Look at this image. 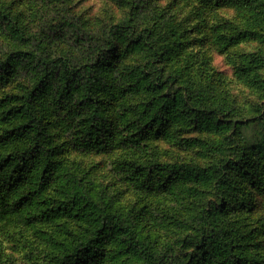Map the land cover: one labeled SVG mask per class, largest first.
Instances as JSON below:
<instances>
[{
  "label": "rangeland",
  "instance_id": "1",
  "mask_svg": "<svg viewBox=\"0 0 264 264\" xmlns=\"http://www.w3.org/2000/svg\"><path fill=\"white\" fill-rule=\"evenodd\" d=\"M250 4L253 13L241 14L226 0H0L38 37L34 45L14 40L0 24V62L8 60L0 100L26 95L40 79L37 63L15 64L13 52L30 50L37 60L42 50L74 52L84 61L90 38L102 44L111 26H137L103 63L88 116L79 106L87 94L82 89L63 99L51 79L54 86L36 94L59 163L43 199L69 200L66 189L86 195L122 215L154 252L173 246L188 264H264V0ZM142 27L152 29L150 43L161 55L156 63L149 48L135 43ZM220 37L233 43L221 45ZM147 63L164 67L158 90L154 75L139 72ZM93 113L100 131L88 146L82 137ZM14 124L1 118L0 133ZM29 141L0 144V154ZM156 163L210 169L224 174L230 187L217 183V175L156 191L131 168ZM67 176L74 191L64 183ZM92 231L71 215L34 224L8 215L0 219V264H56ZM118 252H109L108 264L141 263Z\"/></svg>",
  "mask_w": 264,
  "mask_h": 264
},
{
  "label": "trees",
  "instance_id": "2",
  "mask_svg": "<svg viewBox=\"0 0 264 264\" xmlns=\"http://www.w3.org/2000/svg\"><path fill=\"white\" fill-rule=\"evenodd\" d=\"M226 1L241 14L253 13L250 0ZM0 24L14 40L28 44L33 43V45L38 41L37 35L29 34L26 28L21 26L16 14L2 7H0ZM135 29L137 26L135 28L132 25L116 24L111 26L109 32L105 34L108 36L107 42L101 44L90 38L88 44L90 57L85 58L84 61L74 52L55 55L47 50L46 52L42 50L38 60L30 50H19L12 54L15 64L26 63L28 66L31 63H37L40 79L36 87L29 90L26 95L22 97L13 95L0 100V119L3 118V121H12L13 123L18 122V124L3 128L0 133V144L5 146L16 138L30 140L27 146L22 149L0 154V219L10 215L11 219L18 218L24 223L34 224L51 222L71 215L76 220L92 226L91 235L79 242L74 251L62 256L56 264H108L109 252L115 248H119V252L115 255L121 253V256L136 257L141 262L140 264H188L173 246L165 247L166 249L160 253L154 252L150 244L140 239L138 231L130 227L122 215L100 209L86 195L80 196L81 193L75 194L66 189L64 195L69 197V200L66 198L67 200L55 204L51 199H43L59 163L53 160L49 149L50 141L44 132V126L34 104L40 88L53 87L54 83L50 80L54 79L57 82L56 96L63 99H68L67 96H75V93L82 89L87 94L79 106L81 111L86 114L85 116H88L93 108L92 89L98 81L99 73L103 70V68L101 69L103 63L109 59L118 40L125 36V31L134 34ZM151 36L152 29L142 27L135 43L150 49L154 57L153 62L150 63L153 64L161 59V55L155 44L150 43ZM218 40L221 41V45L233 43V39L225 37H220ZM37 48H42L41 42ZM7 63L8 60L0 62V75L7 71ZM148 64L141 67L139 72H142L145 77L154 75L153 82L155 84L152 87L158 90L165 83L162 80L164 67L161 65L152 69ZM144 79L146 78L138 80ZM85 109L88 111L84 112ZM95 115L93 113L88 123L85 124L83 134L86 135V138L82 137V142L88 146L94 143L93 140H97L94 137L100 131V124L94 118ZM133 139L137 142L136 137ZM260 149L264 153V144ZM131 168H133L134 175H146L150 186L156 191H167L183 180L214 181L219 175V172L212 173L210 169L204 170L187 165L172 166L156 163L148 167L132 165ZM224 177V174L221 173L216 180L217 183H227ZM71 182L70 177H65L64 183H67L69 187H71ZM227 184L229 188L230 183ZM71 189L74 191L72 187ZM224 199L222 198L219 206L223 207L226 204ZM35 206L38 208L33 210ZM209 226L213 233L215 226L212 223ZM239 263L255 264L256 262L239 260Z\"/></svg>",
  "mask_w": 264,
  "mask_h": 264
}]
</instances>
